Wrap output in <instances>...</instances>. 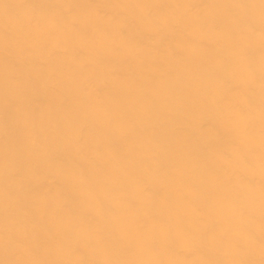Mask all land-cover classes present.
Wrapping results in <instances>:
<instances>
[{
  "label": "bare ground",
  "instance_id": "bare-ground-1",
  "mask_svg": "<svg viewBox=\"0 0 264 264\" xmlns=\"http://www.w3.org/2000/svg\"><path fill=\"white\" fill-rule=\"evenodd\" d=\"M0 264H264V0H0Z\"/></svg>",
  "mask_w": 264,
  "mask_h": 264
}]
</instances>
